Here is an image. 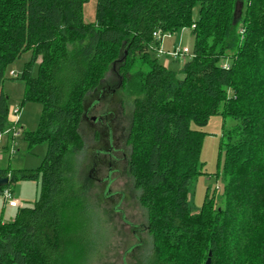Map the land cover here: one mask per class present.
Wrapping results in <instances>:
<instances>
[{"label":"trees","instance_id":"obj_1","mask_svg":"<svg viewBox=\"0 0 264 264\" xmlns=\"http://www.w3.org/2000/svg\"><path fill=\"white\" fill-rule=\"evenodd\" d=\"M89 1L0 0V128L11 120L7 68L30 52L16 79L25 82L23 105L43 112L25 139L47 145L38 170L0 169L9 179L0 195L20 181L40 187L33 207L0 218V264L87 262L95 232L76 190L80 131L87 97L115 67L121 87L137 94L127 171L154 241L148 264H264V0H98L87 24ZM183 29L194 57L180 78L152 52L154 34ZM216 115L236 122L221 144L225 206L213 199L194 214L188 194L203 174L201 129Z\"/></svg>","mask_w":264,"mask_h":264},{"label":"rangeland","instance_id":"obj_2","mask_svg":"<svg viewBox=\"0 0 264 264\" xmlns=\"http://www.w3.org/2000/svg\"><path fill=\"white\" fill-rule=\"evenodd\" d=\"M97 4L98 0H90L85 5L84 19L87 24L96 22ZM200 9L201 5L197 3L193 11L195 20L199 19ZM157 43L158 46L162 45L164 55L155 51L158 50L156 47L152 57L169 70L178 73L181 78V70L189 56L181 55L176 58L168 53L175 51L179 46L193 53L192 32L183 29L181 33H172L170 38L166 37L163 42ZM31 60L32 54L25 53L10 64L6 71L3 90L8 97L10 115L15 109L22 108V111L19 134L14 139L15 152L12 155L10 153L14 132L11 122L8 126L9 136H5L0 142V149H9L0 151V169L38 170L47 154L46 144L31 147L25 139L27 132H37L43 112V106L39 103L27 102L23 105L25 82L16 79L18 75H22L25 65ZM107 79L99 91L87 97L85 112L88 114L87 118L83 119L80 131L86 147L79 156L76 190L80 192L87 206L95 232L87 262L83 263L148 264L154 241L147 228V211L139 200L141 192L136 190L127 171L130 156L128 135L137 94H131L125 87H121L117 67L108 74ZM96 102L100 105L91 110ZM100 115L106 117L103 125L93 122V119ZM235 125L236 122L232 118L216 115L201 129L205 133L200 155L203 174L194 181L188 194L194 214H199L204 203L213 199L217 208L225 206L222 179L224 153L222 151L220 158L221 144L223 139L224 142L227 141V138L223 137ZM11 189L20 202V208L33 207L40 195L39 184L33 181L17 182L11 185ZM4 205L0 195V218L4 222H11L17 210Z\"/></svg>","mask_w":264,"mask_h":264},{"label":"built area","instance_id":"obj_3","mask_svg":"<svg viewBox=\"0 0 264 264\" xmlns=\"http://www.w3.org/2000/svg\"><path fill=\"white\" fill-rule=\"evenodd\" d=\"M168 37L170 38L171 37V34H165V35H162L161 33H156L154 34V38L156 41H159V43L163 42V40ZM155 51H158L159 54H163L164 55V49L162 47V45L160 44L158 46V50H155ZM167 53V52H166ZM169 56L171 57H179L181 55H186V56H189V59L193 58L194 55L192 52L189 51V49H186V48H181V46H179L178 48H176L175 51L171 52V53H168ZM21 109H15L13 111V114L11 115L10 117V122L12 124V129H13V143H12V147H11V155L15 152V145H14V139L18 136L19 132H18V127L21 123ZM5 136H9V131H8V128L5 129L4 131L1 130L0 128V142L4 139ZM1 198L4 202V204L7 206V207H10V208H18L20 207V202L16 199V196L15 194L11 191V190H5L3 193H1Z\"/></svg>","mask_w":264,"mask_h":264},{"label":"flooded vegetation","instance_id":"obj_4","mask_svg":"<svg viewBox=\"0 0 264 264\" xmlns=\"http://www.w3.org/2000/svg\"><path fill=\"white\" fill-rule=\"evenodd\" d=\"M96 92H97V91H96ZM102 93H103V92H101V94H102ZM98 102H100V100H99ZM99 105H100V104L96 102V104H93V105H92L91 110H92L93 108H95L96 106H99ZM87 114H88V113L85 112V114H84V118H83V119H86V118H87ZM105 120H106V117L100 115V116L97 117L96 119H93V122L96 121V122H99L101 125H103V124H105V122H106ZM111 143H113V137H112V139H111ZM117 150H118V149H116V151H117ZM124 156H125V155H124ZM125 159H127V156L125 157ZM126 163H127V161H126Z\"/></svg>","mask_w":264,"mask_h":264},{"label":"water","instance_id":"obj_5","mask_svg":"<svg viewBox=\"0 0 264 264\" xmlns=\"http://www.w3.org/2000/svg\"><path fill=\"white\" fill-rule=\"evenodd\" d=\"M241 10H242V7L240 8V12H241ZM8 183H9V179L8 178L1 179L0 180V187L6 186V185H8ZM210 256H211V254H210ZM210 263H211V259L208 260L207 264H210Z\"/></svg>","mask_w":264,"mask_h":264}]
</instances>
